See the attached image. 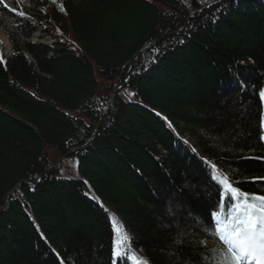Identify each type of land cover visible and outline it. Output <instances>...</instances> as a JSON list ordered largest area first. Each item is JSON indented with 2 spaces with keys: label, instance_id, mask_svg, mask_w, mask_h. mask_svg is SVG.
I'll return each mask as SVG.
<instances>
[{
  "label": "trees",
  "instance_id": "1",
  "mask_svg": "<svg viewBox=\"0 0 264 264\" xmlns=\"http://www.w3.org/2000/svg\"><path fill=\"white\" fill-rule=\"evenodd\" d=\"M193 2L0 0V264H239L227 207L264 238V0Z\"/></svg>",
  "mask_w": 264,
  "mask_h": 264
},
{
  "label": "rangeland",
  "instance_id": "2",
  "mask_svg": "<svg viewBox=\"0 0 264 264\" xmlns=\"http://www.w3.org/2000/svg\"><path fill=\"white\" fill-rule=\"evenodd\" d=\"M52 5H53V3H50L49 6L46 5V7L51 8ZM36 25H39V26H37V28L35 29L34 34H33V38L34 39H37V38L41 39L43 34L45 35L41 25L47 26L46 25V21L45 20H40L38 23H36ZM0 35H1L0 36V40L3 42V49H4L5 53L8 55V54H10L12 49L8 50V39H7L6 35L4 33H2V31H0ZM4 39H6V42L3 41ZM42 40H44L46 42H53L54 41L53 39H51L47 35L45 37H42ZM259 98L261 100L262 107H263L262 108L263 114L261 113V127H262L261 129H262V137L264 138V89L259 92ZM236 241H237V243H241V240H239V239H236ZM261 245H262V243L260 242V240H255L253 248H256V247L261 246ZM235 249L238 250V247L235 248ZM239 252L241 254V251H239ZM243 264H246V263H243Z\"/></svg>",
  "mask_w": 264,
  "mask_h": 264
},
{
  "label": "bare ground",
  "instance_id": "3",
  "mask_svg": "<svg viewBox=\"0 0 264 264\" xmlns=\"http://www.w3.org/2000/svg\"><path fill=\"white\" fill-rule=\"evenodd\" d=\"M3 33V32H2ZM1 36V35H0ZM4 42H6V39H4L3 40ZM261 101V100H260ZM262 105H261V113H262ZM264 139V138H263ZM75 153V152H74ZM69 155H74L73 153H70ZM60 165V164H59ZM232 214H234V212H232L231 210H229L228 209V207H227V210H226V212L224 213V212H221V211H213V213H212V221H213V227H214V229H216L217 227H218V225L221 223V222H223V220H224V218L225 217H227V216H229V215H232ZM250 216V210L249 209H244L243 211L241 210L240 211V213H239V215H238V217H239V219L241 220V221H243V222H245V224H247V225H250L249 224V222H248V220H247V218ZM230 245H231V247H233V248H237V247H239L238 245V243H229ZM233 252V254H234V256L236 257V258H239V256H237V253H238V251L237 250H233L232 251Z\"/></svg>",
  "mask_w": 264,
  "mask_h": 264
},
{
  "label": "water",
  "instance_id": "4",
  "mask_svg": "<svg viewBox=\"0 0 264 264\" xmlns=\"http://www.w3.org/2000/svg\"><path fill=\"white\" fill-rule=\"evenodd\" d=\"M193 4H194L195 7H198L199 6L198 0H194ZM127 76H129V75L127 74ZM120 90H121V88L120 89H117V91H115V93H117ZM73 154H75V153H73Z\"/></svg>",
  "mask_w": 264,
  "mask_h": 264
}]
</instances>
